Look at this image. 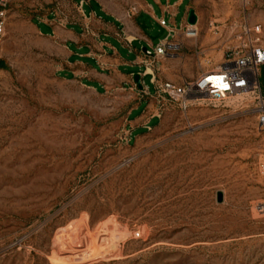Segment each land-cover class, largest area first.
<instances>
[{"label": "rangeland", "instance_id": "374dc122", "mask_svg": "<svg viewBox=\"0 0 264 264\" xmlns=\"http://www.w3.org/2000/svg\"><path fill=\"white\" fill-rule=\"evenodd\" d=\"M86 1L87 14L100 2L105 19L124 21L141 0ZM77 2L10 0L0 83V264H264L257 101L201 99L183 110L165 95L164 84L199 76L195 49L145 55L143 73L151 67L155 81L147 76L143 91L67 78L65 43L47 24H92L94 12L86 18ZM223 2L224 21L247 17L264 27V0ZM140 19L155 44L168 34L155 19ZM105 71L112 76V67Z\"/></svg>", "mask_w": 264, "mask_h": 264}, {"label": "crops", "instance_id": "0c3cea01", "mask_svg": "<svg viewBox=\"0 0 264 264\" xmlns=\"http://www.w3.org/2000/svg\"><path fill=\"white\" fill-rule=\"evenodd\" d=\"M77 3L86 18L94 12L96 18L93 23L90 24L82 18L80 23L70 26L66 24L63 27H54L47 24L51 29L49 34L65 43L60 67L65 76L80 80L97 90L119 83L138 89L133 79L135 73L142 74V83L146 86L147 76L154 83L155 76L149 71L150 67L143 73L145 47L152 48L169 41L174 45L176 55L185 57L186 52L196 50L198 44L203 47L211 44L215 38L208 31L209 24L214 21L224 22L229 14L227 3L223 0H141L129 18L124 21H111L105 19L107 13L100 2H96L98 9L92 8L88 14L85 7L92 2L79 0ZM191 9L198 15V39L189 38L184 32ZM143 15L158 23L163 19L167 21L164 28L168 34L157 44L146 32L145 22L140 19ZM182 51L185 55L179 53ZM108 67H112V76L105 71ZM196 75V68L187 73L189 78H195Z\"/></svg>", "mask_w": 264, "mask_h": 264}, {"label": "built area", "instance_id": "2783aa9c", "mask_svg": "<svg viewBox=\"0 0 264 264\" xmlns=\"http://www.w3.org/2000/svg\"><path fill=\"white\" fill-rule=\"evenodd\" d=\"M246 6L245 2L244 8ZM9 7L10 0H0V83ZM160 24L166 26L167 21L163 19ZM208 31L215 40L207 47L199 44L196 46V54L202 66L199 76L194 81L182 85L168 82L161 87V91L178 101L183 110L189 108V102L201 99L225 103L239 95L250 96L258 103V124L264 129V92L260 82L264 66L263 25L244 17L240 21L211 22ZM184 32L192 39H198L200 36L197 25L186 24ZM145 55L150 58H162L176 56V52L173 44L164 41L155 47L147 48ZM260 171L264 174V161ZM259 209L264 212V205Z\"/></svg>", "mask_w": 264, "mask_h": 264}, {"label": "water", "instance_id": "95a60500", "mask_svg": "<svg viewBox=\"0 0 264 264\" xmlns=\"http://www.w3.org/2000/svg\"><path fill=\"white\" fill-rule=\"evenodd\" d=\"M187 22L189 25L195 26L198 24V15L196 14L194 9H191L188 15ZM147 48H144V51L146 52ZM134 82L136 83L139 90H144V85L142 83V74L141 73H135L133 75Z\"/></svg>", "mask_w": 264, "mask_h": 264}, {"label": "trees", "instance_id": "16d2710c", "mask_svg": "<svg viewBox=\"0 0 264 264\" xmlns=\"http://www.w3.org/2000/svg\"><path fill=\"white\" fill-rule=\"evenodd\" d=\"M1 66L3 69L4 68L7 69V66L3 60L1 62ZM260 82H261L262 90L264 92V66H263L262 71H261Z\"/></svg>", "mask_w": 264, "mask_h": 264}, {"label": "bare ground", "instance_id": "6f19581e", "mask_svg": "<svg viewBox=\"0 0 264 264\" xmlns=\"http://www.w3.org/2000/svg\"><path fill=\"white\" fill-rule=\"evenodd\" d=\"M149 71H150V72H153V69L150 67V68H149ZM239 96H240V95H239ZM83 256H84V254H83ZM80 258H82V257H80ZM83 258H84V257H83Z\"/></svg>", "mask_w": 264, "mask_h": 264}]
</instances>
